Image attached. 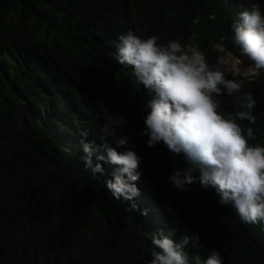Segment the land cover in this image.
Returning <instances> with one entry per match:
<instances>
[{"label": "trees", "instance_id": "obj_1", "mask_svg": "<svg viewBox=\"0 0 264 264\" xmlns=\"http://www.w3.org/2000/svg\"><path fill=\"white\" fill-rule=\"evenodd\" d=\"M253 2L264 12V0H0V264H149L160 230L198 237L184 249L188 264H203L212 249L223 264H264L260 225L242 223L212 187L168 182L184 163L162 143L146 145L153 94L113 58L129 30L242 57L230 26ZM234 79L240 93L221 88L220 111L235 119L243 109L234 96L250 93L256 121L236 122L264 145V72ZM117 117V135L140 157L135 211L106 189L110 166L95 178L82 164L80 132L99 144V128Z\"/></svg>", "mask_w": 264, "mask_h": 264}, {"label": "clouds", "instance_id": "obj_2", "mask_svg": "<svg viewBox=\"0 0 264 264\" xmlns=\"http://www.w3.org/2000/svg\"><path fill=\"white\" fill-rule=\"evenodd\" d=\"M230 32L232 46L252 62V74L264 72V12L259 5L253 2L241 7ZM117 39L113 58L131 67L135 80L153 94L143 117L141 135L147 137L146 145L162 143L184 163L172 170L168 182L183 191L193 183L204 189L212 187L219 196L218 204H231L242 223L260 225L264 231V145L250 143L255 135L248 125L256 121L252 95L234 96L243 110L233 119L220 111L217 97L221 88L229 96L240 93L241 84L226 80L219 70H210L198 50L182 47L176 40L158 43L155 35L142 39L131 30ZM237 120L248 125L242 128ZM123 123L117 117L103 124L99 144L87 140L88 130H82V164L95 178L104 174L102 164L110 166L106 189L135 211L140 157L127 135H117ZM173 234L174 230H160L152 235L149 264H188L184 249L190 243L195 247L198 237L181 235L176 240ZM203 264H223L220 251H207Z\"/></svg>", "mask_w": 264, "mask_h": 264}, {"label": "rangeland", "instance_id": "obj_3", "mask_svg": "<svg viewBox=\"0 0 264 264\" xmlns=\"http://www.w3.org/2000/svg\"><path fill=\"white\" fill-rule=\"evenodd\" d=\"M190 49L198 50L196 47H192V48H190ZM198 51H199V50H198ZM207 51H208V52H204V53H202L201 51H199V52L203 55V57H204V59H205V63H208V64L215 62V60H216L218 57L224 55L225 53H230L225 47H223V46H221V45H217V44H215V45H210ZM217 51H221L222 53H217ZM230 54H231V53H230ZM232 55H233V54H232ZM237 58H238V57H237ZM244 58H246V57H244V56L241 57V59H244ZM244 60H246V61H244L243 63L238 64V68H237V69H234V70H222L221 73H222V74L230 73L229 75L231 76V78H229L228 80H235L234 77H235L236 75H240L241 77L252 76V75H253V74H252V70H250V71H248V72H245V73L241 71V69H243V67H246V66H249V67H250V65H251V63H252V62L249 61L247 58L244 59ZM242 64H243V66H242ZM250 69H251V68H250ZM235 81H236V80H235Z\"/></svg>", "mask_w": 264, "mask_h": 264}, {"label": "bare ground", "instance_id": "obj_4", "mask_svg": "<svg viewBox=\"0 0 264 264\" xmlns=\"http://www.w3.org/2000/svg\"><path fill=\"white\" fill-rule=\"evenodd\" d=\"M244 59L237 58L235 55H232L230 53H225L224 55L218 57L215 62L210 64L206 63V65L209 67L210 70H234L238 68V64L246 61ZM250 70L251 69L249 66L243 67V69H241V71L244 73Z\"/></svg>", "mask_w": 264, "mask_h": 264}]
</instances>
